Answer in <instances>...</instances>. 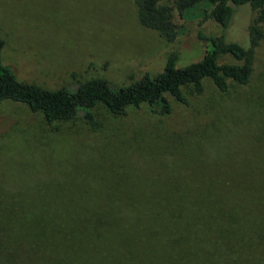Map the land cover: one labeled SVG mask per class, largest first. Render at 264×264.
I'll return each mask as SVG.
<instances>
[{"label":"rangeland","instance_id":"rangeland-1","mask_svg":"<svg viewBox=\"0 0 264 264\" xmlns=\"http://www.w3.org/2000/svg\"><path fill=\"white\" fill-rule=\"evenodd\" d=\"M135 2L0 0L3 63L19 81L49 90L76 89L94 80L125 86L144 75L154 79L172 53L177 54V67L200 60L204 45L197 39L198 30L220 32L217 25L191 17L178 21L183 33L169 42L140 25ZM255 18L248 7L239 8L227 39L248 47V26ZM261 29L264 32V23ZM251 63L248 84L232 85L220 95L206 81L201 97L186 88L188 106L170 99L169 115H159L143 103L129 107L124 116H113L99 104L93 111L97 126L82 117L48 125L41 112L25 104L1 102L0 264H30L34 255L36 264H43L46 252L37 251L34 244L44 235L58 239L53 234L62 218L58 212L90 205H82L78 198L85 189L116 194L115 199L126 204L134 196V202L144 206L153 202L147 193L168 205L164 194L172 187L206 188L205 193L216 195L228 192L234 228L248 231L243 237H230L237 249L233 264H241L239 256L248 253L253 255L249 264H258L264 250L255 244L252 231L263 226L264 207L245 193L264 186V40L253 49ZM254 176L262 181L247 180ZM82 213L71 215L69 224H64V237L103 249ZM33 224H43L44 232L35 236ZM249 237L254 248L239 250ZM197 240V250L201 245L210 253L205 264L215 263L213 252L223 255L216 264H224L229 240L217 245V234L208 241L203 235Z\"/></svg>","mask_w":264,"mask_h":264},{"label":"trees","instance_id":"trees-1","mask_svg":"<svg viewBox=\"0 0 264 264\" xmlns=\"http://www.w3.org/2000/svg\"><path fill=\"white\" fill-rule=\"evenodd\" d=\"M135 3V14L140 25L157 31L169 42L175 41L183 33L184 28L178 21L191 17L200 19V23L209 21L217 25L220 32L212 34L204 29L198 30L197 39L204 45L203 57L184 67H177V54L172 53L162 72L154 79L144 75L140 80L125 86L94 80L76 89L61 87L57 90L19 81L3 63L5 42L0 38V103L13 101L25 104L31 111L41 112L48 125L82 117L92 126H97L93 111L99 104L105 106L113 116H124L129 107L139 108L143 103L149 104L159 115H169L172 112L170 99L188 106L186 88L193 95L201 97L206 92V81L220 95L227 94L232 85L249 83L253 72V49L264 40L261 29L264 23V0H136ZM241 7H248L256 13V18L248 26V47L227 39L232 19ZM247 180L254 183L262 181L256 176ZM205 189L172 187L164 194L168 205H161L147 193V198L150 196L153 202L144 206H138L134 196L126 204L116 200V194L111 197L108 193L85 189L82 194H78V198L83 201L82 205H90L58 212L62 218L58 219V228L53 233L58 239L50 240L44 235L36 241L35 248L46 252H43V264H205L210 253L207 255L208 249L201 245L200 251L197 250V236L203 235L204 240L208 241L213 234H217V245L225 240L230 242L225 246L227 252L223 263L233 264L237 249L235 239L230 237L234 234L243 237L248 231L244 227L234 228L235 220L228 213L232 208L226 196L228 192L224 194L221 191V194L216 195L205 193ZM246 191V196L264 207V186ZM212 198V202L202 205L201 200ZM81 212L85 213L82 214L88 218L87 223L95 229L103 249L93 247L80 238L64 237V224H69L71 215ZM202 214L206 217L203 218ZM227 217L230 219L228 223L225 222ZM263 221L264 215L261 218ZM262 225L256 226L252 234L257 239L255 244L264 250V223ZM31 228L33 233L37 230L35 236L44 232L43 224H33ZM101 229L107 233L99 232ZM250 238L243 241L238 249H248L250 252L254 248ZM213 253L211 258L215 259L213 264H216L223 255ZM226 255H231L232 259L228 260ZM34 256L30 257V264H36ZM252 256L250 253L247 256L240 255V263L249 264ZM263 260L257 263L262 264Z\"/></svg>","mask_w":264,"mask_h":264}]
</instances>
